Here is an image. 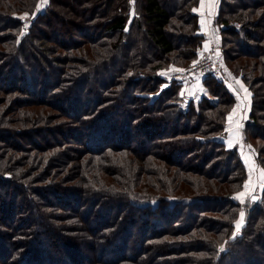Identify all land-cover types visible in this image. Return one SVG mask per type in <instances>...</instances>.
<instances>
[{"label":"trees","instance_id":"1","mask_svg":"<svg viewBox=\"0 0 264 264\" xmlns=\"http://www.w3.org/2000/svg\"><path fill=\"white\" fill-rule=\"evenodd\" d=\"M38 1L0 0V264H264V189L235 198L221 138L234 95L162 76L205 49L200 0ZM213 23L264 171V0H219Z\"/></svg>","mask_w":264,"mask_h":264},{"label":"rangeland","instance_id":"2","mask_svg":"<svg viewBox=\"0 0 264 264\" xmlns=\"http://www.w3.org/2000/svg\"><path fill=\"white\" fill-rule=\"evenodd\" d=\"M72 1H75V0H72ZM46 2H47V0H46ZM46 2H45V0H39L36 9L37 10L39 9V11H41L43 9V7L45 6ZM214 16L209 17L210 20L208 23V31H207L208 44H209V40L211 38L212 31L214 29H216V31H219L218 27L216 25H214V23H213ZM59 25H60L59 23H56V25H54V26L57 28V32L60 35V33L61 34L64 33V30H63L64 25H62V26H59ZM65 28L67 29V31L69 32L70 35L75 32L70 26L69 27L66 26ZM219 34H220V31H219ZM221 40H222V38H221ZM208 44H207V46H208ZM206 48L207 47H205V49ZM205 49L203 51H205ZM219 63L221 66L224 67V69L226 71L228 70V68L225 66L224 62L220 58H219ZM190 65H191V62L188 63L186 66L170 64L165 68V70L163 69L162 76L164 79L169 81L165 75V73L167 71L173 70V69H184V68L189 67ZM230 74L232 75L233 78L236 79V81H239L240 83L239 84L237 83L235 85H232L231 83H228V82L225 83L227 85V88L230 90V92L235 97V103H234L233 108H236L235 113H232V112L230 113L232 115V120L229 121V119H228V121H227V128L230 129V131H226L225 135L227 136L229 134V135H233L234 137H236L237 134L241 135V130L239 127V125L241 123L240 121L244 120L248 114L249 104H250V96L248 95V93H250V91L246 88L244 83L241 80H239L232 72ZM198 78H195V79H198ZM219 80H221V79H219ZM200 84H201V89H202V87H203L202 82ZM240 84L244 85V89H247V92H245L244 89H242L240 87ZM229 85H231V88L229 87ZM203 95L209 96V92L207 91V88H205V87L203 90L198 91V93H196V95L194 96L193 99L200 98ZM182 96H184V95H182ZM229 115H228V117H229ZM225 135L222 136L221 138L223 139L224 137H226ZM234 145L238 147L241 158H242L244 165L246 167V170H247V178L245 180V183L249 180V166H252V168H253V172H252V176H251L252 184L249 186L248 189H245V187L243 186V188L241 190H239L238 192H236L234 194V196L236 198L238 196V193L245 192L244 197H240V198H236V199L240 203H241V200L252 201L251 200L252 197H254V196L259 197L260 196L262 188L260 187L259 178H260V173L263 170L255 162L254 148L250 144L245 143L242 139V136L239 138V140L236 141V143ZM245 183H244V185H245ZM241 211H243V210H241ZM241 211L239 212V215L235 221V231H237V232L240 231V228H241V227L239 229L236 228V222L241 220V216H240ZM243 213H244V211H243ZM243 220H244V217H243ZM243 220H242L241 224H243V222H244Z\"/></svg>","mask_w":264,"mask_h":264},{"label":"built area","instance_id":"3","mask_svg":"<svg viewBox=\"0 0 264 264\" xmlns=\"http://www.w3.org/2000/svg\"><path fill=\"white\" fill-rule=\"evenodd\" d=\"M222 47V40L219 31L214 29L211 33L209 44L205 51H203L198 58L193 61H197L195 67H193V61L191 65L183 71H176L178 69L169 70L165 73L168 80L177 79L182 81H189L190 79L198 78L205 73H213L224 83H231L232 85L237 84L235 78L232 77L229 70H225L219 63V56L216 53L220 52Z\"/></svg>","mask_w":264,"mask_h":264},{"label":"crops","instance_id":"4","mask_svg":"<svg viewBox=\"0 0 264 264\" xmlns=\"http://www.w3.org/2000/svg\"><path fill=\"white\" fill-rule=\"evenodd\" d=\"M219 0H204L203 4L201 3V0L199 1V4L194 9L195 12L198 14V20H199V32L203 33L204 35L207 34L208 31V23L210 20V16L213 17L216 14L217 6H218ZM202 21L204 22L202 25ZM208 44V39H206L203 43V47ZM201 80L193 79L190 82L185 83L180 90V93L183 92V95L187 98H194L196 93L201 90ZM204 89V86L202 87ZM243 121V120H242ZM240 121V122H242ZM239 122V123H240ZM226 136V135H225ZM241 135H238L234 137L233 135H227L223 138V141L226 143L227 146H229V141H231V147L234 146L237 140ZM230 147V146H229Z\"/></svg>","mask_w":264,"mask_h":264},{"label":"snow or ice","instance_id":"5","mask_svg":"<svg viewBox=\"0 0 264 264\" xmlns=\"http://www.w3.org/2000/svg\"><path fill=\"white\" fill-rule=\"evenodd\" d=\"M45 2H46V0H45ZM203 2H204V0H201L202 4H203ZM203 23L204 22L202 21V25H203ZM24 27L26 28L27 25L25 24ZM205 47H207V45H205ZM216 55L219 56V53L217 52ZM196 63H198V62L197 61H193V67H195ZM176 71H183V70H179L178 69ZM237 83L239 84L240 82L237 81ZM229 87L231 88V85H229ZM240 87L242 89H244V85L243 84H240ZM201 90H203V89H201ZM244 91L247 92V89H244ZM181 95H183V92L181 93ZM248 95L250 96L251 94L248 93ZM235 112H236V108H233L232 109V113H235ZM228 119H229V121L232 120V115L231 114L229 115ZM239 127L242 128L243 125H239ZM226 131H230V129L226 128ZM228 143H229V146L231 147V141H229ZM252 172H253V168H252V166H249V180L244 185L245 189H248L249 186L252 184V180H251ZM259 183H260V187L262 189H264V171H261V173H260ZM244 196H245V192H240V193H238V196L236 198H240V197H244ZM244 202H245L244 200H241V203H244ZM240 216H241V220L236 222V228L237 229H239L242 226L241 222H242L243 217H244L243 211H241ZM221 250H223V249H221Z\"/></svg>","mask_w":264,"mask_h":264},{"label":"water","instance_id":"6","mask_svg":"<svg viewBox=\"0 0 264 264\" xmlns=\"http://www.w3.org/2000/svg\"><path fill=\"white\" fill-rule=\"evenodd\" d=\"M257 198H258V196H254V197L251 198V200L254 201V200H256ZM238 235H240V233H238Z\"/></svg>","mask_w":264,"mask_h":264}]
</instances>
